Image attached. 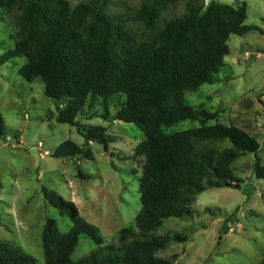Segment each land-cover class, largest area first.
<instances>
[{"label":"trees","instance_id":"trees-1","mask_svg":"<svg viewBox=\"0 0 264 264\" xmlns=\"http://www.w3.org/2000/svg\"><path fill=\"white\" fill-rule=\"evenodd\" d=\"M173 1L141 4L135 19L154 31L142 38L118 14L93 2L71 7L68 0H0L5 10L16 6L20 11L16 21L20 35L13 47L0 54V66L24 57L20 75L27 81L42 80L44 94L54 100L57 121L75 125L84 138L83 145L64 140L54 149L55 157L90 159V143L109 152L115 137L105 126L83 124L76 116L107 119L113 99L117 110L110 118L134 124L144 133L133 153L123 156L142 160L140 208L133 224L117 231L115 243L104 244L98 228L79 215L74 202L42 188L48 204L71 221L69 229L60 232L55 219L45 220L40 234L44 264H171L177 254L160 258L156 251L187 236L156 234L165 218L191 216L190 202L207 188H238L240 178L231 164L246 152L255 156L254 175L264 179V164L257 155L260 144L253 135L219 122L216 111L184 102L186 90L217 80L229 53V37L251 29L245 24V4L192 3L184 14L156 27ZM183 120L198 125L168 130ZM224 142L228 145L221 146ZM81 233L97 248L73 260L71 253ZM0 264H34V259L0 240ZM258 264H264V255Z\"/></svg>","mask_w":264,"mask_h":264},{"label":"rangeland","instance_id":"rangeland-1","mask_svg":"<svg viewBox=\"0 0 264 264\" xmlns=\"http://www.w3.org/2000/svg\"><path fill=\"white\" fill-rule=\"evenodd\" d=\"M68 1L71 7L80 2L103 6L108 13L118 14L129 30L142 38L154 32L135 19L146 0ZM209 1L174 0L156 27L184 14L189 4L206 5ZM215 1L234 7L244 3L245 24L251 29L229 37V53L216 74L217 80L186 90L184 102L216 111L219 122L253 135L260 144L257 155L264 164V0ZM19 12L16 6L7 11L0 5V54L13 47L20 35L16 23ZM23 63L24 57H16L0 66V114L5 126V136L0 137V240L31 255L34 264H44L40 234L45 220L55 219L60 232L71 226L66 215H59L48 204L42 191L45 187L74 202L79 215L98 228L104 244L115 243L117 231L132 225L140 208L142 160L123 156L133 153L143 131L110 118L117 110L113 99L107 119L76 116L83 124L105 126L106 132L115 137L109 143V152L90 143V159L55 157L54 149L64 140L83 145L84 138L75 125L57 121L54 100L44 94L43 81H27L20 75ZM197 125V121L183 120L168 130ZM254 160V154L246 152L231 164L240 178L238 188H207L194 195L191 216L165 218L156 234L180 232L187 239L170 241L155 255L170 258L177 254L171 264H258L264 255V179L254 175ZM95 248L97 245L81 233L71 258L77 260Z\"/></svg>","mask_w":264,"mask_h":264}]
</instances>
